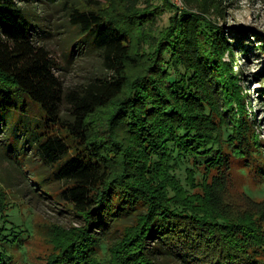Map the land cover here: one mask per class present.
Here are the masks:
<instances>
[{
    "label": "trees",
    "instance_id": "obj_1",
    "mask_svg": "<svg viewBox=\"0 0 264 264\" xmlns=\"http://www.w3.org/2000/svg\"><path fill=\"white\" fill-rule=\"evenodd\" d=\"M87 1L68 23L106 73L66 90L24 10L0 0V119L14 124L0 152L14 162L30 147L46 169L28 177L34 192L78 223L51 229L44 264H264V208H227L236 163L264 180V142L245 68L225 59L235 36L212 17L222 0ZM5 201L0 188V264H26L13 251L31 232Z\"/></svg>",
    "mask_w": 264,
    "mask_h": 264
},
{
    "label": "rangeland",
    "instance_id": "obj_2",
    "mask_svg": "<svg viewBox=\"0 0 264 264\" xmlns=\"http://www.w3.org/2000/svg\"><path fill=\"white\" fill-rule=\"evenodd\" d=\"M14 1L21 6L34 24V36L38 43L44 44L50 50L58 65L56 72L66 90L74 89L95 77L105 75L106 70L99 53L91 48L89 39L87 43L84 39H79L77 32L68 23V8L71 5L79 9L89 8L87 0ZM153 1L162 3V0ZM102 8L105 13L110 12L111 5L106 1ZM168 16L169 12L163 14L162 23H166ZM212 17H217L219 25L227 36H235L232 40L234 57L231 59V53H227L225 59L232 63L233 69H238L241 65L245 68V80H242V84L246 94V109L253 119L255 132L264 142V0H222V15ZM241 36H244L243 40L240 39ZM259 44L263 47L259 48ZM242 46L246 47L247 55L245 51L239 49ZM130 72L134 70L131 69ZM255 74H258L257 78L254 77ZM62 109L64 113L68 112L67 105ZM30 114L32 118L40 117L35 105L31 107ZM5 124L0 119V140H4L3 137L14 125ZM20 137L18 140H23ZM27 148L24 155L23 153L16 155L19 159L14 162L12 158L15 155H5L0 152V188L6 196V209L11 215L9 218L24 223L31 232L23 241V247L14 249L13 256L21 259L24 253V263L44 264V258L52 250V244L49 242L51 229L70 228L78 226V223L76 217L67 209L54 203L49 197L35 193L40 194V189H35L28 177H32L34 170H37L42 177L46 169L39 166L38 158L33 155L30 147ZM261 148L263 151L258 158L261 159L264 168V144ZM25 157L29 159L28 169H26L27 165L22 164ZM240 165L241 162L234 165L235 171L229 182L230 187L227 188L229 201L227 208L232 211L256 213L264 208L262 185L264 180L257 175L256 170L248 171L246 168L243 172L238 170ZM257 168H260L259 164Z\"/></svg>",
    "mask_w": 264,
    "mask_h": 264
},
{
    "label": "built area",
    "instance_id": "obj_3",
    "mask_svg": "<svg viewBox=\"0 0 264 264\" xmlns=\"http://www.w3.org/2000/svg\"><path fill=\"white\" fill-rule=\"evenodd\" d=\"M173 2L175 5L181 6L182 5V0H170Z\"/></svg>",
    "mask_w": 264,
    "mask_h": 264
}]
</instances>
